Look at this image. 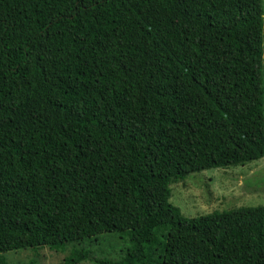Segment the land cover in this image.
Wrapping results in <instances>:
<instances>
[{
	"label": "trees",
	"instance_id": "obj_1",
	"mask_svg": "<svg viewBox=\"0 0 264 264\" xmlns=\"http://www.w3.org/2000/svg\"><path fill=\"white\" fill-rule=\"evenodd\" d=\"M263 76L264 0H0V264H264V206L170 202L264 158Z\"/></svg>",
	"mask_w": 264,
	"mask_h": 264
},
{
	"label": "rangeland",
	"instance_id": "obj_2",
	"mask_svg": "<svg viewBox=\"0 0 264 264\" xmlns=\"http://www.w3.org/2000/svg\"><path fill=\"white\" fill-rule=\"evenodd\" d=\"M264 83V76H263ZM170 202L180 208L187 218L211 214L214 211L264 206V158L246 166L205 171L191 176L187 181L171 186ZM129 246L128 239L119 235H102L65 251L47 247L5 254L9 264H63L65 257L75 247H84L89 258L81 264H96L101 258L120 260Z\"/></svg>",
	"mask_w": 264,
	"mask_h": 264
}]
</instances>
